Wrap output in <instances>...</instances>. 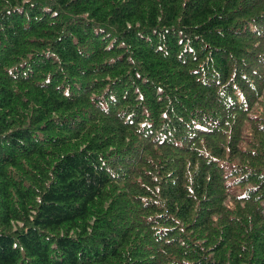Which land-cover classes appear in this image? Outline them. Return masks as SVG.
Wrapping results in <instances>:
<instances>
[{
  "label": "trees",
  "instance_id": "obj_1",
  "mask_svg": "<svg viewBox=\"0 0 264 264\" xmlns=\"http://www.w3.org/2000/svg\"><path fill=\"white\" fill-rule=\"evenodd\" d=\"M0 264H264V0H0Z\"/></svg>",
  "mask_w": 264,
  "mask_h": 264
}]
</instances>
